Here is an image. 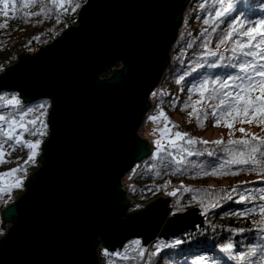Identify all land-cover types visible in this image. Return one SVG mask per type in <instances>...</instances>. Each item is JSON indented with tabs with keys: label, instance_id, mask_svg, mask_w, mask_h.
<instances>
[{
	"label": "water",
	"instance_id": "95a60500",
	"mask_svg": "<svg viewBox=\"0 0 264 264\" xmlns=\"http://www.w3.org/2000/svg\"><path fill=\"white\" fill-rule=\"evenodd\" d=\"M189 3L87 0L77 26L0 74V93L51 103L40 167L0 213L2 229L10 226L0 264H99V248L148 247L203 226L199 209L171 216L169 198L129 214L122 186L152 154L138 131Z\"/></svg>",
	"mask_w": 264,
	"mask_h": 264
},
{
	"label": "trees",
	"instance_id": "16d2710c",
	"mask_svg": "<svg viewBox=\"0 0 264 264\" xmlns=\"http://www.w3.org/2000/svg\"><path fill=\"white\" fill-rule=\"evenodd\" d=\"M80 4L74 12L69 11L60 15V22L57 23L56 13L53 9L51 15H47V9L50 7L47 0H41V3L32 7H23L21 4H13V0H7L8 3V16H5V8L3 4H0V24L5 23L7 19V28L0 29V74L7 68L17 63L18 59L22 55H33L39 49L51 44L58 39L61 34L67 29L77 26V17L80 9L86 4L87 0H76ZM238 2V0H237ZM244 6L251 8L256 12V15H251L250 18L255 20L264 16V0H243ZM219 5L216 0H190L184 14L183 23L179 30L177 40L173 44L170 51V64L166 69L158 87L150 96L151 109L147 118L158 116L159 110L162 108L167 117L172 123L179 126L177 130L187 132L191 136L207 141L223 140L227 142L230 138L233 140L241 138H251V135L258 137H264V125H257L256 123H239L235 122L230 129L224 126V121L221 120L219 126L214 127V120L210 117L207 119L203 128L197 127L196 117L191 118L189 122L188 113L192 111V108L181 111V107L188 99V89L191 85L197 82L202 76L208 75L210 78H225L226 73L235 72L236 70L227 67V57L231 55L230 51H225V48L231 45V41L228 45H222L219 49L225 56V61L221 63L217 60V64L220 65L216 68L208 67V62L216 59L215 57L205 56L207 51L203 45L207 41L208 49L216 51L218 39L216 34L209 28V33L202 36L201 33L208 25L203 23V20L207 18L214 9ZM45 8V14L31 17L28 22L25 23L26 17L24 13L39 12L40 8ZM15 13L16 18L11 16ZM235 14V13H234ZM227 28V21L220 23L217 32H221ZM33 37H39L38 40ZM192 44V47H188ZM200 65H203L201 67ZM121 65L117 66L119 69ZM195 68V71H193ZM116 69V70H117ZM113 72H105L102 78H109ZM183 76L184 79L177 83V80ZM155 94V95H154ZM16 96L21 101V106L24 108L33 107L47 102L45 121L47 123L48 113L50 110V103L47 100L37 101L35 103H24L18 94L11 92H2L0 97L11 98ZM193 101L201 100L198 93L192 94ZM218 101L207 100L201 101L196 105L200 115L203 116V110L211 111L209 104L215 105ZM175 103V106L173 104ZM15 109L11 107H0V114H8L14 112ZM39 109L30 115L28 118H33L35 115H39ZM153 129H157L160 126H165V121L160 119L157 122L147 120ZM145 125V121L143 123ZM48 126V124H47ZM169 128L171 125L169 124ZM240 128H244L245 133L250 134L245 137L243 133L239 131ZM175 131V130H173ZM144 132V127L141 126L139 134ZM230 132L232 133L230 136ZM49 135V129L47 127V134L43 137H32L25 135V139H41L42 144L39 149V154L36 157L35 163H29L24 165L25 172L18 173L23 178V185L27 179L39 168L37 161L42 153V145L46 141ZM162 144L167 146V140H162ZM197 149H203L204 147L217 148L216 145H200L195 146ZM174 155L179 156L180 153L175 149H169ZM219 152V148H217ZM156 154V145H153V152L149 158L135 165L134 169L126 175L122 180V186L126 190L127 198L129 199L131 206L129 213H136L144 210L148 205L152 204L160 198H169L172 200V215L184 214L192 209H199L201 216L203 217V226H197L194 230L186 231L179 235L177 238L163 240L157 239L149 247H144L140 241V248L144 250L143 259L137 258L135 260L122 261L119 258L106 256L105 250L99 249V264H110L113 261L114 264H192L193 260L198 259L203 255L208 257L214 264H236V261L229 260L225 253L219 250V246L228 242V237H231L232 242L235 245L234 252H245L253 245H259L261 241L257 238L255 232L245 231L244 233H230V228H253L252 221L258 219L253 214L247 217H238L231 215L230 213L241 209L245 206L253 207L254 204L249 203L247 205L237 204L231 201H221L222 207L210 208V201L207 199H201L204 197V193H197L195 191L188 192L181 189V185L190 187L192 189H211V190H230L233 186L239 185L243 189H258L264 188V180L261 176L254 172L240 171V166L234 165L233 171H238V175L227 176H196L195 169L191 166H182L180 172H176V165L171 163V157L166 153H160L158 157L154 158ZM27 149H17L12 152L8 157L9 163H5L0 166V173H3L11 168L17 167L18 164H23L27 159ZM186 160L193 164L203 163L207 168V162L213 161V157L203 156H185ZM249 183H242V182ZM166 185V187H165ZM23 187V186H22ZM21 188H15L10 194H0V212L12 205L22 192ZM177 195H169V193L176 191ZM223 195V193H220ZM193 197H197L193 199ZM214 197L213 199H215ZM235 198V197H234ZM257 202H259L257 200ZM202 204L205 207H202ZM208 208L206 214L205 210ZM4 231L1 228L0 221V239L4 236ZM135 241V240H132ZM132 241L123 245L118 251H123L126 246H129L128 252L130 255L136 256V252L133 249L136 247L132 245ZM176 241H180L179 244ZM158 243L169 245L168 247H162L159 251L155 247ZM110 253V252H108ZM113 253V252H112ZM152 253H156L152 255ZM259 254L255 258L258 259Z\"/></svg>",
	"mask_w": 264,
	"mask_h": 264
},
{
	"label": "snow or ice",
	"instance_id": "6c2138e0",
	"mask_svg": "<svg viewBox=\"0 0 264 264\" xmlns=\"http://www.w3.org/2000/svg\"><path fill=\"white\" fill-rule=\"evenodd\" d=\"M50 7L47 9V15H51L53 9L56 13L57 23L60 22L59 17L63 13L75 11L80 7L76 0H47ZM21 4L23 7H32L41 3V0H13V4ZM219 5L216 7L207 18L203 20L205 28L201 33L202 36L209 33V28L216 34L218 44L217 50L213 51L208 49V42L206 41L203 47L207 50L205 56L215 57L216 59L208 62V67L216 68L225 61V56L219 51L222 45H231L225 48V51H230L231 55L227 57V67L236 70L235 72L226 73L225 78H210L208 75L202 76L197 82L193 83L188 89L189 95L181 107V111L192 108L188 113L189 122L193 116L196 117L197 127L203 128L204 122L210 117L214 120L213 126H219L221 120L224 121V126L232 128L235 122L243 123H256L257 125H264V16L259 19H251V15H256V12L251 6L245 7L243 0H216ZM0 4L4 5L5 16H8V3L7 0H0ZM235 13V14H234ZM45 14V8L41 7L39 12L24 13L26 17L25 23L28 19L34 16ZM11 18L15 19L16 15L13 13ZM227 21V28L221 32H217L220 23ZM7 28V19L5 23L0 24V29ZM38 40L39 37H33ZM188 47H192L189 44ZM203 67V65H200ZM195 71V68H193ZM184 79L183 76L177 80L180 83ZM198 93L201 100L193 101L192 94ZM155 95V94H154ZM214 100L218 101L215 105L209 104L211 111L203 110V116L200 115L196 105L201 101ZM175 106V103L173 104ZM0 107H11L15 109L14 112L8 114H0V166L9 163L8 157L12 152L19 149H27V159L23 164H18L17 167L11 168L3 173H0V194H10L15 188L23 186V178L18 173L25 172L24 165L35 163L36 157L39 154V149L42 140L25 139V135L32 137H43L47 134V123L45 117L47 115L46 108L47 102L37 105L35 108L21 106V101L12 96L10 99L7 97H0ZM39 115L33 118H28L37 110ZM153 122L160 119L165 121L163 129H154L155 132L160 133V138L155 140L156 154L154 158L158 157L160 153H166L171 157V163L178 166L175 171L180 172L182 166L188 165L198 171L195 172L196 176H227L229 174L238 175V171H233L234 165L240 166V171L254 172L261 176L264 180V137L251 135V138H241L237 140L229 139L227 142L223 140L207 141L191 136L187 132L177 130L178 125L171 122L166 113L161 108L158 116L150 117ZM169 124L171 128H169ZM175 130V131H173ZM239 131L248 137L250 134L245 133L244 128ZM169 135H165V133ZM230 132V136H231ZM161 140H167V146L161 143ZM213 144L219 148L204 147L202 150L197 149L195 146ZM169 149H175L180 153L179 156L173 154ZM213 157L214 160L207 162V168L203 163L193 164L186 160L185 156H203ZM242 183H249L247 181ZM166 187V185H165ZM181 189L188 192H203L204 197L210 201V208L222 207L221 201H231L237 204L247 205L254 204L253 207H243L232 213L238 217H247L255 214L258 219L252 221L253 228H230V233H244L245 231L255 232L257 238L261 241L259 245L251 246L245 252H234L235 245L228 237V242L219 246V250L225 253L229 260L236 261V264H264V188L258 189H243L239 185L233 186L230 190L220 189H192L181 185ZM173 191L169 195H177ZM223 193V195H220ZM216 197L215 199H213ZM235 197V198H234ZM197 197H193L196 199ZM257 200L259 202H257ZM202 207H205L202 204ZM208 208L206 207L205 214ZM177 244L180 241H176ZM132 245L136 247L133 249L137 254L136 256L130 255L128 252L129 246H126L123 251L108 253L105 250L106 256L116 257L122 261L135 260L137 258L143 259L144 250L140 248V241H132ZM169 245L158 243L155 247L157 251L162 247ZM156 253H152L155 255ZM259 254L258 259L255 258ZM110 264H114L110 261ZM192 264H214L206 256H199L198 259L193 260Z\"/></svg>",
	"mask_w": 264,
	"mask_h": 264
},
{
	"label": "rangeland",
	"instance_id": "374dc122",
	"mask_svg": "<svg viewBox=\"0 0 264 264\" xmlns=\"http://www.w3.org/2000/svg\"><path fill=\"white\" fill-rule=\"evenodd\" d=\"M169 56H170V54H169ZM147 120H149V121H151V119L150 118H147ZM147 120H145V125L144 124H142V127H144V132L143 133H141V134H139V131H140V129H141V127H140V129H139V131H138V135H139V137H141L143 140H146L147 142H148V144L152 147V149H153V145H155V143H154V141L155 140H157V139H159L160 138V133L157 131V132H155L154 133V129L151 127V124L147 121ZM160 129H163L164 127L163 126H160L159 127ZM165 135L167 136V135H169L167 132L165 133ZM162 141V140H161ZM166 141V140H165ZM24 188V189H23ZM22 192L20 193V195H19V197L25 192V187H24V185H23V187H22ZM18 197V198H19ZM172 205V204H171ZM9 225H7V227H8ZM3 230V229H2ZM100 249V248H99ZM98 249V250H99ZM102 249V248H101ZM103 250H105V249H103ZM117 251V250H116ZM115 251V252H116ZM108 252V251H107Z\"/></svg>",
	"mask_w": 264,
	"mask_h": 264
},
{
	"label": "bare ground",
	"instance_id": "6f19581e",
	"mask_svg": "<svg viewBox=\"0 0 264 264\" xmlns=\"http://www.w3.org/2000/svg\"><path fill=\"white\" fill-rule=\"evenodd\" d=\"M131 204V203H130ZM131 206V205H130ZM130 209V208H129ZM128 213H129V210H128ZM129 214H131V213H129Z\"/></svg>",
	"mask_w": 264,
	"mask_h": 264
}]
</instances>
